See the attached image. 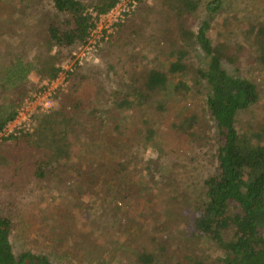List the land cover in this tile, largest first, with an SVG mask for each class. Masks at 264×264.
<instances>
[{
  "label": "trees",
  "instance_id": "obj_1",
  "mask_svg": "<svg viewBox=\"0 0 264 264\" xmlns=\"http://www.w3.org/2000/svg\"><path fill=\"white\" fill-rule=\"evenodd\" d=\"M117 1L50 0L53 14L46 19L42 43L44 47L53 45V53L37 50L26 65L19 57L10 59V65H0V77L3 74L0 78V99L3 93L12 91L10 100L4 101L3 98L0 101L1 134L17 115L16 107L22 97L36 86L25 77L26 72L32 70L40 79H55L61 71V64L72 58L73 48L87 40L96 18L108 12ZM167 2L178 19L177 41L182 44L169 50L168 55L173 59L163 68L150 66L130 74L123 81L110 77L109 80L115 83L114 88L107 86L106 72L103 73L107 80L102 79L98 91L107 90V93L106 97L101 95V98H96L98 104H92L79 95L87 79L85 69L79 67L70 73L67 89L61 92L60 100L55 99L54 106L47 113L38 112L31 132L20 131L1 137V180L6 183V188L16 186L33 192L45 182L62 181L73 166L79 175L80 187L88 183L96 188L104 183L99 196L112 203L106 198L107 195L112 196L110 189H114L116 195L127 196L123 193L126 192V175L120 155L137 151L127 124L119 120L124 109L135 108L144 112L142 110L157 99L160 103L157 107L162 109L161 100L170 91L183 98L202 93L205 96V116L211 123L208 132L214 130L209 145L214 170L202 180L200 190L187 199L181 209L188 217L191 241L177 247V264H264V122L250 133L237 127L238 114L259 99L256 83L242 75L236 66L240 59L238 52L243 46L236 41L232 48L227 42H215L210 36L223 0H208L205 3V19L195 29L189 21L199 8L198 0ZM26 37V32L18 34L14 42H23ZM245 39L255 63L264 68V21L251 25ZM190 46L199 48L204 54L205 65L187 62ZM225 64L232 70L229 71ZM174 77L177 80L171 83ZM193 90H196L194 94ZM9 102L13 105L11 108L7 104ZM147 121L145 117L142 119L141 128L136 129L137 134L144 138V148L149 143L156 148V130ZM171 127L188 141L200 145L197 138L202 122L195 112L181 114L172 121ZM102 130L106 131L104 135L99 134ZM97 137L104 147L88 143ZM101 152L98 157L102 160H97L94 153ZM106 156L119 159L102 158ZM74 158L86 162L90 176H84V168L79 162L75 163ZM158 159L148 160L155 168H160L156 183L161 189L167 187L168 192L173 188L181 190L173 186L171 182L174 179L169 176L168 166L160 165ZM72 185L73 182L68 187ZM181 193L186 195V191ZM112 206L118 204L112 203ZM12 228V215L4 214L0 208V264H60L45 253L23 250L15 254L10 241ZM204 242L213 247L215 256L206 254L200 248ZM168 254L164 243L156 253L141 251L136 259L140 264H152L160 255Z\"/></svg>",
  "mask_w": 264,
  "mask_h": 264
},
{
  "label": "rangeland",
  "instance_id": "obj_2",
  "mask_svg": "<svg viewBox=\"0 0 264 264\" xmlns=\"http://www.w3.org/2000/svg\"><path fill=\"white\" fill-rule=\"evenodd\" d=\"M198 1L199 8L189 21L193 29L205 19L204 6L208 0ZM51 14L50 0H0V65H10L9 60L18 57L26 65L37 50L53 53V45L44 47L42 43L43 27ZM262 21L264 0H223L209 32L215 42L225 41L233 48L239 41L243 46L238 52L240 59L236 66L242 75L256 83L259 92L258 101L237 116V127L248 133L264 122V68L255 63L245 36L251 25ZM178 28V19L167 0H118L108 12L96 18L87 40L73 48L72 58L61 64L55 79H40L34 71L26 72L25 77L36 86L22 97L16 107L17 115L5 126L3 135L0 133V142L1 137L9 133L31 132L38 112L47 113L52 108L42 111L37 95L49 93L54 106V100H60L61 92L67 89L68 75L79 67L85 69L87 76L79 95L92 104H98L96 98L101 95L106 97L107 90L98 91L102 79H106L103 73L106 72L107 86L114 88L115 83L109 80L110 77L123 81L130 74L150 66L163 68L173 59L168 55L169 50L182 46L177 41ZM23 32L27 33L23 42H14ZM188 50L187 62L205 65L206 59L199 48L190 46ZM225 66L232 70L231 66ZM26 69L24 67V71ZM175 80L176 77L171 83ZM203 88L207 91L205 86ZM1 97L0 101L10 100L12 91L8 90ZM204 97L202 93H196L183 98L170 91L161 100L162 109L157 107L160 104L157 99L142 110L144 112L127 108L120 114L119 120L127 124L137 151L120 155L126 175V192L123 193L127 196L116 195L114 189H110L112 196L106 197L109 202L118 204L116 208L99 196L104 183L96 188L88 183L80 187L79 175L73 166L63 177L66 184L45 182L33 192L16 186L6 188L1 172L0 208L13 218L10 241L14 253L23 250L45 253L60 264H140L136 259L139 252L156 253L165 243L168 256L160 255L152 264H177V247L191 241L188 217L181 209L187 199L200 190L202 180L214 170L209 148L214 130L208 132L211 123L205 116ZM192 112L198 114L202 122L197 138L200 145L188 141L171 127L172 121L181 114ZM144 117L156 130V148L151 143L144 148V138L137 134L136 129L141 128ZM94 133L97 134L95 130ZM105 133L104 130L99 132ZM88 143L104 147L98 137ZM101 154L94 153V156L102 160L98 157ZM158 157L160 165L168 166L169 176L174 179L173 186L181 190L173 188L168 192L167 187L161 189L156 183L160 168H155L148 160ZM102 158L119 159L116 156ZM74 160L84 168V176H90L86 162ZM72 182L73 187L69 188ZM181 191H186V195L182 196ZM200 248L212 257L216 254L206 242Z\"/></svg>",
  "mask_w": 264,
  "mask_h": 264
},
{
  "label": "built area",
  "instance_id": "obj_3",
  "mask_svg": "<svg viewBox=\"0 0 264 264\" xmlns=\"http://www.w3.org/2000/svg\"><path fill=\"white\" fill-rule=\"evenodd\" d=\"M91 31H90V33H91ZM37 98H38L37 100L39 101V105H40V108H41L42 111H47V110H49L52 107L53 101L50 98V94L49 93H44V95H43L40 92L37 95Z\"/></svg>",
  "mask_w": 264,
  "mask_h": 264
}]
</instances>
